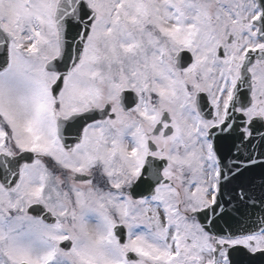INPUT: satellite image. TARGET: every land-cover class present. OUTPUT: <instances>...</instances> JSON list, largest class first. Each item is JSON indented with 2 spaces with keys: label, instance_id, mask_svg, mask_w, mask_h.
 Here are the masks:
<instances>
[{
  "label": "snow or ice",
  "instance_id": "1",
  "mask_svg": "<svg viewBox=\"0 0 264 264\" xmlns=\"http://www.w3.org/2000/svg\"><path fill=\"white\" fill-rule=\"evenodd\" d=\"M0 264H264V0H0Z\"/></svg>",
  "mask_w": 264,
  "mask_h": 264
}]
</instances>
